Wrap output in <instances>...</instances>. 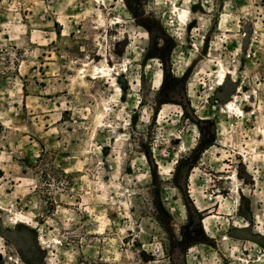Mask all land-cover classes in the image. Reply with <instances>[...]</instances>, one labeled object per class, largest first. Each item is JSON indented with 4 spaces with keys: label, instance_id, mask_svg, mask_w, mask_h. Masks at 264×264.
Returning a JSON list of instances; mask_svg holds the SVG:
<instances>
[{
    "label": "rangeland",
    "instance_id": "rangeland-1",
    "mask_svg": "<svg viewBox=\"0 0 264 264\" xmlns=\"http://www.w3.org/2000/svg\"><path fill=\"white\" fill-rule=\"evenodd\" d=\"M262 131L264 0H0V264H264Z\"/></svg>",
    "mask_w": 264,
    "mask_h": 264
},
{
    "label": "bare ground",
    "instance_id": "bare-ground-1",
    "mask_svg": "<svg viewBox=\"0 0 264 264\" xmlns=\"http://www.w3.org/2000/svg\"><path fill=\"white\" fill-rule=\"evenodd\" d=\"M183 15V14H182ZM220 76H222V75H220ZM262 133H264V131H262Z\"/></svg>",
    "mask_w": 264,
    "mask_h": 264
}]
</instances>
